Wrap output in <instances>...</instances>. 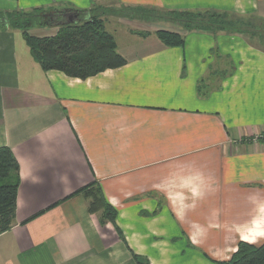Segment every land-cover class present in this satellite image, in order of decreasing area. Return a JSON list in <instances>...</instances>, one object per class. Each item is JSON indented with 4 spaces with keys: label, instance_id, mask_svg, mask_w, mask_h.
Instances as JSON below:
<instances>
[{
    "label": "crops",
    "instance_id": "crops-1",
    "mask_svg": "<svg viewBox=\"0 0 264 264\" xmlns=\"http://www.w3.org/2000/svg\"><path fill=\"white\" fill-rule=\"evenodd\" d=\"M101 8L264 23V0H0L1 12H46L28 31L40 39L92 15L107 30L118 13ZM165 21L145 38L128 30L134 40L115 42L126 64L85 80L43 72L0 23V148L20 180L0 264H218L264 242V41ZM158 30L183 47H164ZM95 187L123 240L78 193Z\"/></svg>",
    "mask_w": 264,
    "mask_h": 264
},
{
    "label": "trees",
    "instance_id": "trees-1",
    "mask_svg": "<svg viewBox=\"0 0 264 264\" xmlns=\"http://www.w3.org/2000/svg\"><path fill=\"white\" fill-rule=\"evenodd\" d=\"M120 13L124 17H129L128 14L132 16L139 11L123 10ZM150 13L155 17L181 24L183 31L186 32L250 36L260 32L257 29L251 31L250 26L254 25L255 19L242 18L225 12L173 11L162 15L156 12ZM43 14L46 12L40 11L31 15L0 11V23L6 22L11 28L21 31L32 58L43 72L57 71L70 78L85 80L126 64L116 50L113 36L107 32L104 20L100 17L92 15L76 25L61 26L57 34L50 38L40 39L29 36L28 31L32 27L46 24L48 18L41 17ZM154 35L166 48H181L184 45L183 37L175 32L158 30ZM147 36L149 34L142 37ZM260 36L264 38L263 33ZM19 183V165L14 155L10 149L0 148V235L9 231L14 224ZM87 190L89 188L82 189L78 193L89 198L88 212L101 213L102 222L111 223L123 240L122 234L114 225L115 210L105 202L96 187L88 193H83ZM132 257L136 264H148L145 259L135 255ZM219 264H264V242L257 246L240 242L229 260Z\"/></svg>",
    "mask_w": 264,
    "mask_h": 264
},
{
    "label": "rangeland",
    "instance_id": "rangeland-1",
    "mask_svg": "<svg viewBox=\"0 0 264 264\" xmlns=\"http://www.w3.org/2000/svg\"><path fill=\"white\" fill-rule=\"evenodd\" d=\"M102 11H104L107 16L110 15V13H118V16L115 19H112L111 24L107 23V30L110 32V34L113 36L114 38V42H116L117 44H119L120 42L123 41H128V40H134L129 36V32L128 30H132L133 34H136L137 36L143 38L142 36L145 34H149L147 30H153L154 28H157L158 26H164V25H168L165 21V19H161L159 17H155L152 15V13L144 11V10H137L139 11L138 14H133L132 16L130 14L129 17H124L122 13H120L119 11H114L113 8H101ZM113 10L114 12H108ZM118 18L124 19L122 20V24H118L116 20H118ZM251 21V20H250ZM174 22V21H172ZM177 23V22H174ZM254 25L250 26L251 31H260L257 32V36L258 38H260L258 40V44L261 45V43L264 41V38L262 36H260L262 33L264 35V23L261 22H257V21H253ZM160 26V27H161ZM173 26V25H172ZM114 27H117L119 30L114 31ZM130 30V31H131ZM116 45V44H115ZM263 46V45H261ZM260 245V244H258ZM257 246V245H255ZM211 262V261H210ZM213 262V261H212ZM219 264V263H218Z\"/></svg>",
    "mask_w": 264,
    "mask_h": 264
}]
</instances>
